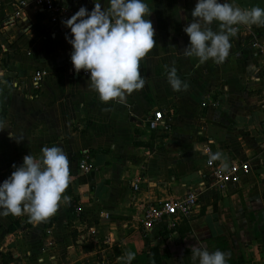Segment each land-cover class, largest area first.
Instances as JSON below:
<instances>
[{"label":"crops","instance_id":"crops-1","mask_svg":"<svg viewBox=\"0 0 264 264\" xmlns=\"http://www.w3.org/2000/svg\"><path fill=\"white\" fill-rule=\"evenodd\" d=\"M15 1L0 0V182L25 155L39 160L52 146L67 155L69 178L46 220L0 215V264H38L40 257L44 264H123L119 258L130 252L132 264H193L197 239L227 253V264H264V26H234L225 61L200 64L183 52L197 0H144L157 42L140 62L144 86L123 102L105 103L84 70H70V29L32 2L19 22L8 23ZM57 2L94 7V0ZM227 2L264 8V0ZM210 27L221 30L219 22ZM172 67L186 89L168 83ZM37 70L44 72L39 90L32 84ZM156 111L164 112L169 132L149 128ZM207 144L220 154L217 162L247 161L252 171L225 191L212 188ZM85 153L89 172L79 167ZM191 189L199 205L189 220L144 229L143 204Z\"/></svg>","mask_w":264,"mask_h":264},{"label":"clouds","instance_id":"clouds-1","mask_svg":"<svg viewBox=\"0 0 264 264\" xmlns=\"http://www.w3.org/2000/svg\"><path fill=\"white\" fill-rule=\"evenodd\" d=\"M105 2L107 7H102L101 0H94L91 10L81 6L62 23L70 29L66 39L73 48L74 71L90 73V87L102 102L114 99L123 102L126 94L144 86L140 62L157 43L155 30L144 0ZM191 16L192 21L184 28L189 44L183 52L187 57L198 58L200 64L209 59L216 63L225 61L230 50L229 36L236 32L234 26H264V8L241 9L227 0H197ZM213 22H219V32L210 27ZM167 79L174 91L188 86L179 78L175 67L170 69ZM5 128L0 124V131ZM11 137L18 143L23 140L20 136ZM41 152L39 160L31 154L25 155L23 163L14 164L15 170L0 182V215L26 213L39 223L57 211L69 178L68 157L58 146L44 147ZM218 159L219 153L211 154V160ZM134 258L130 252L126 258L119 259L123 264H132ZM191 258L193 264H227L228 254L211 251L197 239L191 246ZM38 264H44L43 257L38 259Z\"/></svg>","mask_w":264,"mask_h":264},{"label":"built area","instance_id":"built-area-1","mask_svg":"<svg viewBox=\"0 0 264 264\" xmlns=\"http://www.w3.org/2000/svg\"><path fill=\"white\" fill-rule=\"evenodd\" d=\"M30 2H32L38 10L50 12L53 23H62L63 20L70 18L79 10L60 6L57 0H16L12 3L15 11L8 23L14 24L19 22L23 17L24 10ZM235 28L237 31L238 28ZM67 62L70 65L71 72H75L70 58L67 59ZM84 74L90 78L89 72H85ZM43 78L44 72L42 70H37L33 76L32 83L35 90L41 88ZM148 124L149 128L152 130H161L163 132H169L171 130V125L167 122L163 111H156L153 117L149 119ZM205 152L208 155L207 166L210 168L207 181L212 188L225 191L229 187L238 185L242 178L252 171L251 164L247 161H232L223 164L216 160H211L213 151L210 144L205 145ZM79 167L83 172H89L94 168L92 160L87 153L80 159ZM134 187L137 190L139 188V183H136ZM198 205L199 192L191 189L182 197L170 198L158 203L143 204L139 218L144 229L147 231L151 230L158 222L164 220L168 221V226L170 228H174L182 221L189 220ZM50 240L48 244L52 245L53 241Z\"/></svg>","mask_w":264,"mask_h":264},{"label":"rangeland","instance_id":"rangeland-1","mask_svg":"<svg viewBox=\"0 0 264 264\" xmlns=\"http://www.w3.org/2000/svg\"><path fill=\"white\" fill-rule=\"evenodd\" d=\"M1 10V9H0ZM2 11V10H1Z\"/></svg>","mask_w":264,"mask_h":264}]
</instances>
